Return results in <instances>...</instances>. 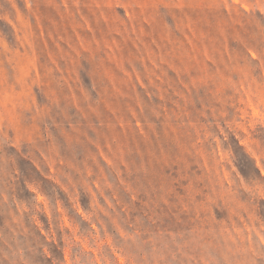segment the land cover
Returning a JSON list of instances; mask_svg holds the SVG:
<instances>
[{
    "label": "rangeland",
    "instance_id": "374dc122",
    "mask_svg": "<svg viewBox=\"0 0 264 264\" xmlns=\"http://www.w3.org/2000/svg\"><path fill=\"white\" fill-rule=\"evenodd\" d=\"M0 264H264V0H0Z\"/></svg>",
    "mask_w": 264,
    "mask_h": 264
}]
</instances>
